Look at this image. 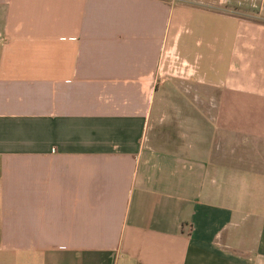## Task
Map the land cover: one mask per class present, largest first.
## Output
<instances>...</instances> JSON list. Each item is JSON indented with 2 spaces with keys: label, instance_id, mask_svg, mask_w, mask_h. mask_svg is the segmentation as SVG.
<instances>
[{
  "label": "crops",
  "instance_id": "crops-1",
  "mask_svg": "<svg viewBox=\"0 0 264 264\" xmlns=\"http://www.w3.org/2000/svg\"><path fill=\"white\" fill-rule=\"evenodd\" d=\"M168 1L0 0V264H264V0Z\"/></svg>",
  "mask_w": 264,
  "mask_h": 264
},
{
  "label": "rangeland",
  "instance_id": "rangeland-1",
  "mask_svg": "<svg viewBox=\"0 0 264 264\" xmlns=\"http://www.w3.org/2000/svg\"><path fill=\"white\" fill-rule=\"evenodd\" d=\"M167 2H169V1L167 0ZM169 55L172 56V57H170L171 60L173 61L172 63H176V62H179L181 60L175 53H171ZM167 63H168V58L165 59V67H163L162 69L159 70V74H160L159 78L161 80H164V82H163L162 85L159 86V88L157 90V93L160 94V95H167V93L171 94L172 92H182V93L186 92L187 87L183 85L184 84L183 79L179 78V77H176V76L182 75L183 73L180 74L178 72H172V68L166 69V64ZM175 65H177V64H175ZM189 67H190V65L188 63L185 64V66H184L182 71L184 72L185 69H188L187 74L191 73ZM183 75L186 76L185 73ZM174 79L179 80V82L177 81L176 84L173 83ZM198 87H200V86H198ZM229 93H231V92H229ZM171 96H170V98H171ZM231 97L234 99V100H232L231 104L233 106H235V107H232V108L237 109V105L236 104L239 103L238 101H236L237 95H232ZM171 103H172L171 100H169V102H165L166 107H170Z\"/></svg>",
  "mask_w": 264,
  "mask_h": 264
}]
</instances>
